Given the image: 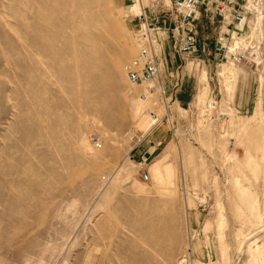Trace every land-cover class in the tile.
Returning a JSON list of instances; mask_svg holds the SVG:
<instances>
[{"label": "rangeland", "instance_id": "obj_1", "mask_svg": "<svg viewBox=\"0 0 264 264\" xmlns=\"http://www.w3.org/2000/svg\"><path fill=\"white\" fill-rule=\"evenodd\" d=\"M151 3L0 0V264H264V8L171 94L124 69Z\"/></svg>", "mask_w": 264, "mask_h": 264}, {"label": "built area", "instance_id": "obj_2", "mask_svg": "<svg viewBox=\"0 0 264 264\" xmlns=\"http://www.w3.org/2000/svg\"><path fill=\"white\" fill-rule=\"evenodd\" d=\"M263 8L264 0H169V4L152 0L136 14L134 40L138 52L124 66L128 80L142 85L160 78L167 42L186 60L197 58L206 64L210 60L204 55L213 54L215 60L227 58L241 62L247 57L248 48L244 44L251 42L252 32L261 26L256 19ZM211 29L217 30L212 49L207 44ZM234 36L238 40L231 49L230 38L235 39ZM175 78L176 83L181 80L182 67L176 69ZM158 91L166 93L162 85ZM209 105L214 107L215 103ZM151 155L152 152L143 151L140 159L146 163ZM142 178L148 180V172H143Z\"/></svg>", "mask_w": 264, "mask_h": 264}, {"label": "crops", "instance_id": "obj_3", "mask_svg": "<svg viewBox=\"0 0 264 264\" xmlns=\"http://www.w3.org/2000/svg\"><path fill=\"white\" fill-rule=\"evenodd\" d=\"M212 43H213V41L212 40H209L208 43H207L208 44V47L211 48L213 46ZM163 55H164L163 71L167 67V69L165 71H168V74H170L172 76V77H170L168 79V83H169V87L171 86V89H173L172 92H171V94H173V93L178 92V90L182 89L183 85L185 84L184 83L185 82V75L187 74V71H190V70H188V62H187L186 59L183 58V56L181 54H179L178 52H176L173 49V47L171 46V43L170 42H167L166 43L165 48H164V54ZM204 57L206 59H209L210 60L211 57H214V55L213 54L211 56L204 55ZM179 66L182 67V78H181L180 81H178L176 83L174 81L176 79V78H174L175 77V71H176V69ZM248 107L250 109L251 106L249 105ZM256 110H261V103L260 102L258 103ZM153 132L155 133V130ZM153 132L151 131V133H152V139L154 140V142H153L154 145H150V148L151 147L152 148H156L157 145L161 144L167 138V136H165L162 133L156 132L154 134ZM153 134H154V136H153ZM150 148L149 147L144 148V151H149V152H152L153 153L154 150H150Z\"/></svg>", "mask_w": 264, "mask_h": 264}, {"label": "bare ground", "instance_id": "obj_4", "mask_svg": "<svg viewBox=\"0 0 264 264\" xmlns=\"http://www.w3.org/2000/svg\"><path fill=\"white\" fill-rule=\"evenodd\" d=\"M138 1H139V0H138ZM141 11H143V9H142ZM141 11H140V12H141ZM235 37H236V36H234V38H235ZM235 40H238V38L235 39ZM232 48H233V46L231 47V49H232ZM151 83H152V82H148V83H146V85L149 86ZM144 94L147 95L145 92H144ZM153 118H154V117H153ZM156 120H157V119L154 118V122H155Z\"/></svg>", "mask_w": 264, "mask_h": 264}]
</instances>
